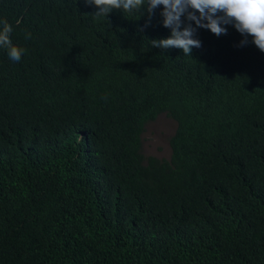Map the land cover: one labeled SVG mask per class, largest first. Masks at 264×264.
Masks as SVG:
<instances>
[{
  "label": "trees",
  "instance_id": "1",
  "mask_svg": "<svg viewBox=\"0 0 264 264\" xmlns=\"http://www.w3.org/2000/svg\"><path fill=\"white\" fill-rule=\"evenodd\" d=\"M162 8L0 0L27 50L0 47V264H264V52L231 25L152 48Z\"/></svg>",
  "mask_w": 264,
  "mask_h": 264
},
{
  "label": "clouds",
  "instance_id": "2",
  "mask_svg": "<svg viewBox=\"0 0 264 264\" xmlns=\"http://www.w3.org/2000/svg\"><path fill=\"white\" fill-rule=\"evenodd\" d=\"M87 3L99 9L93 14L95 18H108L113 9H123L124 13L146 11L148 22L145 26L163 6L162 24L171 34L169 38L150 40L152 48H177L185 56H191L193 48L202 47L196 38L199 28L219 37L227 35L231 25L243 37L239 46H246L251 37V42L264 52V0H87ZM12 31L11 24L0 19V47L8 49L10 60L19 62L27 50L13 45ZM26 38L30 39L31 33H27Z\"/></svg>",
  "mask_w": 264,
  "mask_h": 264
},
{
  "label": "rangeland",
  "instance_id": "3",
  "mask_svg": "<svg viewBox=\"0 0 264 264\" xmlns=\"http://www.w3.org/2000/svg\"><path fill=\"white\" fill-rule=\"evenodd\" d=\"M175 129V121L162 113L148 122L141 136V152L144 156L169 158V138Z\"/></svg>",
  "mask_w": 264,
  "mask_h": 264
}]
</instances>
